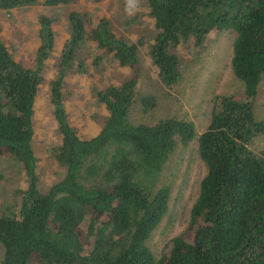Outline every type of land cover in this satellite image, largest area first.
<instances>
[{
  "label": "trees",
  "instance_id": "trees-1",
  "mask_svg": "<svg viewBox=\"0 0 264 264\" xmlns=\"http://www.w3.org/2000/svg\"><path fill=\"white\" fill-rule=\"evenodd\" d=\"M0 0V11L41 2ZM155 33L148 53L164 85L180 78L175 47L201 46L213 29H232L231 69L242 95L216 94L210 121L196 132L190 119L167 116L132 123L138 43L117 35L107 17L90 28L85 15L68 14L69 36L50 80L59 140L51 155L64 175L38 186L33 104L56 38L51 16L39 15L33 63L16 60L0 34V153L21 163L26 186L17 210L0 214V264H264V149L250 146L264 131L255 98L264 78V0H144ZM92 62L106 59L132 69L118 84L94 88L107 115L98 132L79 135L68 120L63 84L68 71L85 72L80 51L87 40ZM106 58V59H105ZM143 108L155 97L139 98ZM196 139L206 171L190 209L189 235H174L157 256L148 240L168 208L163 170L176 145Z\"/></svg>",
  "mask_w": 264,
  "mask_h": 264
},
{
  "label": "rangeland",
  "instance_id": "rangeland-1",
  "mask_svg": "<svg viewBox=\"0 0 264 264\" xmlns=\"http://www.w3.org/2000/svg\"><path fill=\"white\" fill-rule=\"evenodd\" d=\"M72 10L85 15L88 37L91 26L104 16L110 20L112 30L117 35L138 43L135 100L128 110V119L132 123H152L163 117L175 116L192 120L198 133L210 121L216 94L242 95L243 83L231 69L232 43L236 36L232 29L211 30L201 46L187 40L175 47L180 78L171 85H164L148 53L155 29L144 0H74L56 5L37 2L0 11V34L14 58L27 66L32 65L38 45L39 15L46 14L53 19L55 43L46 60L32 116V146L36 156L38 186L42 189L64 175V168L51 155V148L58 142L59 134L51 101L50 80L56 72L60 49L69 36L68 14ZM93 49L95 47L88 39L80 51L87 71H68L62 88L68 120L83 137L96 134L107 115V109L98 100L94 88L109 83L118 84L132 75L130 67L120 66L111 59L105 58L100 64L93 63ZM146 94L155 97L153 107L143 108L140 104L139 98ZM255 115L264 121V78L259 83L255 98ZM250 146L256 150L264 149V131L252 139ZM205 171L196 139L186 145L179 142L166 162L161 177L170 184L168 208L148 240L157 256L168 249L174 235H189L190 209ZM25 186L26 176L21 163L0 153V214L17 210L21 196L18 189ZM2 255L0 245V261Z\"/></svg>",
  "mask_w": 264,
  "mask_h": 264
}]
</instances>
